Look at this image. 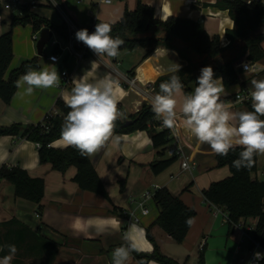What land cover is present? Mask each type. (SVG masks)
I'll return each instance as SVG.
<instances>
[{"label": "crops", "instance_id": "obj_1", "mask_svg": "<svg viewBox=\"0 0 264 264\" xmlns=\"http://www.w3.org/2000/svg\"><path fill=\"white\" fill-rule=\"evenodd\" d=\"M216 2L217 0H114L111 4H104L100 0H76V3L67 0L62 2L61 8L79 29H88L95 20L116 23L122 19L126 10H134L142 3L154 7L159 19L166 20L170 16L191 18L203 23L211 37L219 35L221 41H226V31L234 28L235 22L228 10L215 6ZM51 7L55 8L41 4L34 12L50 21L44 13ZM54 10L61 16L58 9ZM52 24L62 25L64 20L61 24ZM74 47L81 48L78 40L74 41ZM145 52L144 48L120 51L121 60L127 63L126 68L123 66V70H120L117 67V64L123 65L120 63V55L109 58L87 52L82 59H76L70 50H65L60 53L59 61L53 62L49 55L44 54L43 57L38 55V51L35 53L31 45L29 51H23L20 55H25L23 57L26 59L39 56L40 67L34 70L44 67L56 70L61 77L60 85L56 88L36 89L31 96L22 95L23 89H17L10 103H5L0 98V127L16 123L37 124L43 122L48 114L59 112L58 101H64L63 94L71 91L73 78L84 74L90 80L108 75L118 81L123 90L118 104L123 113L121 119L129 118L140 109L143 102L150 103L151 97L156 94L153 84L163 75L162 69H167L172 63H179L181 67L186 64L175 50L165 46H157L146 57ZM15 58L16 55L6 77L23 61ZM256 63V71L242 70L240 74L247 90L243 91L239 83L224 85L226 94L222 95V99L233 105V112L248 111L244 101L237 99L236 95L250 97L253 90L251 81L264 79V61ZM63 71H68L71 75L68 84L63 82ZM182 91L185 94L184 89ZM177 100V113L180 114L179 102L182 101V96L177 95ZM179 127L191 168L184 169L183 161L178 159L160 174L153 173L151 168V164L160 157L147 131L119 135L114 130L113 136L119 137V141L110 140L90 157L105 184L110 200L103 195L81 189L74 181L77 173L75 167L61 172L50 163L42 164L36 142L13 135H1L0 167H21L31 176L44 178L45 193L42 200L43 213L39 215L36 203L16 197L15 186L8 181H0V248H3L0 258L8 254L5 246L14 244L17 253L11 264H112L114 249L125 244L124 234L134 226L142 229V234H136L137 243L143 249L139 252L154 251V243L147 237V229L150 228L159 250L181 264H197L203 246L206 264H238L241 258H246L241 253L243 247L251 253L250 243L240 241L242 238L239 231H231L222 212L203 195V190L212 182L230 176V170L228 167H217L216 154L210 147L199 144L180 123ZM52 147L66 146L58 139L52 143ZM254 176L264 178V155H258V169ZM150 187L169 188L196 211V217L183 243L176 242L162 228L153 225L159 213L153 197L149 202L145 199L132 208L131 204L136 202L138 193H142L143 197L146 193L153 196L154 192H150ZM145 202L149 207L146 215L140 209ZM115 207L117 210H114ZM113 220L119 222V231L112 227ZM248 222L255 225L256 220L249 219ZM37 231L39 238L34 236ZM37 238L42 242L37 241ZM43 242L48 244L43 245ZM246 260L248 261L247 258ZM127 264L159 263H143L131 253Z\"/></svg>", "mask_w": 264, "mask_h": 264}, {"label": "trees", "instance_id": "obj_2", "mask_svg": "<svg viewBox=\"0 0 264 264\" xmlns=\"http://www.w3.org/2000/svg\"><path fill=\"white\" fill-rule=\"evenodd\" d=\"M62 6L63 0H56ZM215 6L222 10H228L235 22L232 29H227L226 36L229 44L221 45L219 35L211 37L203 23L187 17L170 16L166 20L156 17L154 7L140 3L134 10H126L122 19L116 23H109L111 35L124 40L119 51L144 48V57L148 56L157 46H165L175 50L180 58L186 62L179 73L185 94L194 91L197 86V78L201 69L211 66L215 77L222 78L225 86L240 84L245 91L246 85L241 81L240 74L243 69H237L235 64L244 57L252 62L264 61V5L261 2L247 4L243 0H217ZM95 20L87 30L95 31ZM31 24L33 31L37 32L43 27L52 29L67 44L71 36H75L66 23L53 25L47 18L35 12L26 10L21 17H14L11 21V29L0 35V98L5 103H10L17 88L15 81L26 72V66L33 69L40 67L39 56L25 59L21 64L11 70L6 77L14 60L13 29L17 25ZM53 52L61 53L59 46L53 47ZM174 54L173 51H169ZM45 54V53H44ZM133 72L130 71V73ZM131 75V74H130ZM132 77V76H131ZM169 75H161L154 82V91L159 92L160 83L169 80ZM244 104L248 111H253L251 98ZM59 113L47 116L43 122L23 125L20 123L7 127H0L1 135H13L31 140L39 145V158L42 164L50 163L58 171L65 172L70 167H75L77 173L74 181L83 190L92 191L103 195L108 200L110 197L105 184L95 169L90 157L81 156L74 147L54 148L52 143L60 139L61 126L70 109L62 100L58 101ZM264 119V116L261 117ZM131 121L128 123V121ZM162 122L155 118L149 102H143L140 109L129 116L119 118L115 122L117 134H129L137 131H147L153 147L157 150L159 159L151 164L153 173L160 174L174 164L178 155L169 156L168 148L171 145V137L168 130L161 128ZM240 148L230 151L227 156L216 154L217 167H228L230 176L214 181L203 190V195L212 205L223 208L229 215V227L232 231L234 225L242 220L255 219L256 223L251 232L254 240L260 243L264 250V178L254 176L258 169V155L254 156L253 165L237 171L232 166V161L239 156ZM5 180L15 186L16 197L24 198L38 205L37 212L43 213L42 200L45 193V181L42 177L31 176L21 167H0V181ZM123 188V183L121 184ZM153 201L159 209V213L153 222L162 228L176 242L183 243L192 226L187 220L196 217V211L188 206L180 196L175 195L167 187L155 189ZM114 210H117L115 207ZM10 222L9 224H12ZM39 231L34 235L39 238ZM8 234L5 238H7ZM147 237L154 243V251L151 253L132 252L139 261L146 263L156 261L159 264H181L176 259L163 254L147 229ZM26 236H24L25 240ZM37 241L42 242L40 239ZM43 242V245H47ZM250 250L255 248L254 243L249 244ZM197 264H206L205 246L199 253ZM258 264H264V259Z\"/></svg>", "mask_w": 264, "mask_h": 264}, {"label": "clouds", "instance_id": "obj_3", "mask_svg": "<svg viewBox=\"0 0 264 264\" xmlns=\"http://www.w3.org/2000/svg\"><path fill=\"white\" fill-rule=\"evenodd\" d=\"M111 31L109 23L99 22L92 33L85 28L78 30L75 36L98 57L116 58L120 55L119 50L124 40L114 38ZM94 64L95 62L92 63ZM49 66L55 68L53 65ZM180 69L179 63H172L167 69L161 70V74H170V78L160 83L159 92L150 99L155 118L165 128L174 129L178 119L182 117L181 127L199 144H207L220 156H227L230 151L240 148L239 156L232 161V166L237 171L250 168L254 156L264 155V119H261L264 116V79L251 81L253 111L233 112V105L222 99V95L226 94L222 78L215 77L211 66L201 69L197 86L187 94L183 93V84L176 74ZM60 80L56 70H49V67L34 70L28 65L26 72L14 83L17 89H23L22 95L31 96L36 89L59 87ZM72 83L71 91L63 94L70 111L61 126L60 141L66 147L77 149L81 156L91 157L110 140L119 141V137L114 138L113 134L115 122L123 116L118 108L123 90L119 82L108 75L90 80L84 74L73 78ZM177 95L182 96V101L179 102L180 117L177 113ZM191 222V219L186 221L189 225ZM111 225L114 230L119 231L118 221L113 220ZM138 232L142 234V229L132 226L124 234L125 244L114 249L112 264H127L132 252L143 250L137 243ZM5 247L8 254L0 258V264H11L17 247L14 244ZM253 259H264V253L255 252Z\"/></svg>", "mask_w": 264, "mask_h": 264}, {"label": "built area", "instance_id": "obj_4", "mask_svg": "<svg viewBox=\"0 0 264 264\" xmlns=\"http://www.w3.org/2000/svg\"><path fill=\"white\" fill-rule=\"evenodd\" d=\"M113 1L114 0H100V2L104 3V4H111ZM243 1H245L247 4H252L253 2H261L264 5V0H243ZM41 4L47 5V6L48 5L54 6L56 9H58V11L61 13V16L64 20V23H66L68 25L69 29L72 32L76 33L78 30H80L78 28V26H76L74 24L71 17L64 10H62L61 6L57 3L56 0H0V27H2L7 22L11 23V21L14 17L23 16L25 14L26 10L34 12V10ZM41 29L37 32H34V34L32 35L33 41L37 42L40 39ZM76 40H77L76 37L71 36L69 42L67 44L63 45L59 39L55 38V32L53 31V36H52L49 43H51V45L53 47L59 46V48L61 49V53L64 52L65 50H70L71 53L76 57V59H82L87 52L94 53L81 41H79L81 44V48L75 49L74 41H76ZM228 44H229V40L221 41L222 46H226ZM53 58H55V59H53ZM49 59L53 62H58L60 59V53L52 51L49 54ZM245 65H247L246 68H245ZM235 67L237 69L241 68L244 71H256L257 70V63L252 62L247 57H244L235 64ZM62 76H63V82L65 84H68L70 82V78H71L70 73L68 71H63ZM132 83H133V81H132ZM236 97H237V99L242 100V101L250 99L249 96H245L243 94H237ZM58 113L59 112L50 113L47 116L56 115ZM178 117H180V114H178ZM180 119H182V117H180ZM180 119H178L177 125L174 129L165 128L163 125H161V128L168 130L169 135L172 139L171 145L168 148L167 154L169 156L178 155V158L183 161L184 169H190L191 168L190 157L186 154V150H185L186 144L183 140L182 131L179 127ZM144 197L146 199V202H149L153 196L151 193H146L144 195ZM146 202L143 203L141 206L142 213L144 215L149 213V207L146 204ZM217 209H218V211L222 212V214L224 216V220L227 223H229L230 218H229L228 213L221 207H217ZM137 219L138 218H136V220ZM254 226H255L254 224L250 225L249 222L246 220H242L239 223L234 225V229L239 231V233L241 234V238H242L240 240L241 242L248 240L249 243H254V245H255V248L253 250H251L250 258L248 259V261L246 260V258H241V260L238 264H249L250 261L252 262V264H258L259 261H255L253 259V254L255 252L264 253V250L260 246V243L257 242L256 240H254L252 237L251 232H252Z\"/></svg>", "mask_w": 264, "mask_h": 264}, {"label": "rangeland", "instance_id": "obj_5", "mask_svg": "<svg viewBox=\"0 0 264 264\" xmlns=\"http://www.w3.org/2000/svg\"><path fill=\"white\" fill-rule=\"evenodd\" d=\"M66 1L67 0H63L64 3ZM70 1H73V3L74 2L76 3V0H70ZM54 9L55 8H52V7L51 8H48L46 10L47 13H44V14H45L46 17H48L50 19V21L52 23L61 24L63 20H62L61 16L59 14H57V12ZM10 29H11V23L10 22L5 23L2 27H0V35L3 34V33H5V32H8ZM1 30H4V32L2 33ZM33 34H34V32H33L32 25L31 24H26L25 26L24 25H17V26L14 27V29H13V47H14V55H16V58H18V56L21 53H23V51H26V50L29 51L31 45L33 47L34 52L37 53V42L32 40V35ZM55 38L61 40L56 33H55ZM52 51H53V46L51 45V43H48L46 45L45 49H44L45 55H49ZM125 53L128 54V52H125ZM23 56H25V55H20L19 56L20 62L22 60L26 59V57H23ZM121 57H122V55L119 56V59L121 61L120 63H123V61L121 60L122 59ZM20 62H19V64H20ZM126 65H127V63L125 64V62H124L123 65L122 64H117V67L120 70H123V66L126 68ZM149 190H150V192H154L155 191V188L154 187H150ZM138 191H139V189H138ZM141 194L142 193H138L137 194L138 197L136 198V202L133 203V204H131V206H132L133 209L136 206H138V204L141 201L145 200V198ZM246 242H249V241L248 240H245V243ZM241 253L244 254V255H246V258L247 259L250 258V254L251 253L250 252H247L244 247L242 248Z\"/></svg>", "mask_w": 264, "mask_h": 264}, {"label": "water", "instance_id": "obj_6", "mask_svg": "<svg viewBox=\"0 0 264 264\" xmlns=\"http://www.w3.org/2000/svg\"><path fill=\"white\" fill-rule=\"evenodd\" d=\"M53 36V30L49 27H43L40 31V39L37 41V51L39 56L44 55V49L46 45L50 42ZM131 121L129 120L128 123Z\"/></svg>", "mask_w": 264, "mask_h": 264}]
</instances>
